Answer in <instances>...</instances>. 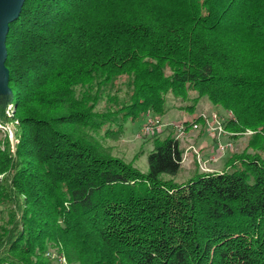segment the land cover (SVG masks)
I'll list each match as a JSON object with an SVG mask.
<instances>
[{"label":"trees","instance_id":"16d2710c","mask_svg":"<svg viewBox=\"0 0 264 264\" xmlns=\"http://www.w3.org/2000/svg\"><path fill=\"white\" fill-rule=\"evenodd\" d=\"M6 44L0 264H55L52 246L77 264H264V0H25ZM169 93L232 112L256 150L177 182L173 131L147 171L93 135L165 114Z\"/></svg>","mask_w":264,"mask_h":264},{"label":"rangeland","instance_id":"374dc122","mask_svg":"<svg viewBox=\"0 0 264 264\" xmlns=\"http://www.w3.org/2000/svg\"><path fill=\"white\" fill-rule=\"evenodd\" d=\"M190 95L193 97L195 94L191 92ZM104 102L105 99L100 102L99 106L101 107ZM191 102L188 99L183 100L177 98L171 93L167 94L166 113L163 115L150 113L151 116H157L162 121L163 125L158 132L144 131V124L147 118L144 117L138 121L128 120L125 123L123 132L118 137L106 136L104 129L98 132L93 131L92 133L113 155L127 162H131L142 171H147L149 167L148 155L153 148V138L157 136L164 137L170 131H173L176 135L178 126L182 122L184 123L186 121L185 119L192 121L198 115H203L205 118V128L200 124L197 127L191 126L187 128V136L180 139L186 155L183 159L181 171L174 177L177 182L187 181L197 171L214 172L225 170L227 160L233 154L242 153L245 150L253 153L256 150L255 148L257 146H250L253 135L255 134L253 129H247L243 133L235 134L225 128L226 132L220 136L209 131L207 121L216 124V121L212 120L214 115L217 116V120L222 122V125L225 127L224 123L232 117V112L226 110L221 105L212 103L207 97H202L195 107V111L190 112L187 106ZM7 111L10 116L13 115L11 106H9ZM0 127L2 129L0 133L2 146H4L5 137H8L11 147L14 150L16 142V121L9 120L5 125L0 123ZM220 145H227L228 150L225 153L220 151ZM262 155L264 156V150L262 151ZM5 218L6 212L1 205L0 223ZM50 251L56 257H51V259L55 260V264H77L76 262H69L65 253L61 252L56 246H52ZM58 256L64 257V261H58Z\"/></svg>","mask_w":264,"mask_h":264},{"label":"water","instance_id":"95a60500","mask_svg":"<svg viewBox=\"0 0 264 264\" xmlns=\"http://www.w3.org/2000/svg\"><path fill=\"white\" fill-rule=\"evenodd\" d=\"M24 1L0 0V92H10L9 69L5 64L8 53L6 39L10 23L19 16Z\"/></svg>","mask_w":264,"mask_h":264},{"label":"built area","instance_id":"2783aa9c","mask_svg":"<svg viewBox=\"0 0 264 264\" xmlns=\"http://www.w3.org/2000/svg\"><path fill=\"white\" fill-rule=\"evenodd\" d=\"M146 117L147 118H146V122L144 124V131H146V132H155V131L158 132L160 130V127L163 125L161 119L157 116H151L150 114H148ZM212 120L216 121V124H213V123L207 121L209 131H211L213 134H216L217 136L224 134L226 132L225 127L222 125V122L217 120L216 115H214L212 117ZM192 126L197 127L198 124L194 123ZM187 133H188V131L185 127V121H184V123L182 122L178 126V132L176 134V137L180 140L181 138L186 137ZM195 150H197V149H195ZM227 150H228L227 145H220V151L225 153ZM185 155L186 154L184 152V157H185ZM47 255L50 257H55V255L52 253V251H47ZM64 259L65 258L62 256L57 257V260L60 262H63Z\"/></svg>","mask_w":264,"mask_h":264}]
</instances>
